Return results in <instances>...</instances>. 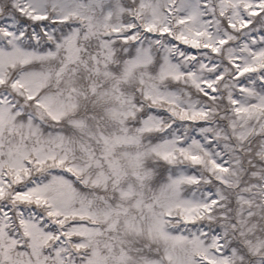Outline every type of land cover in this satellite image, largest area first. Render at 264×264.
Segmentation results:
<instances>
[{"label":"snow or ice","instance_id":"snow-or-ice-1","mask_svg":"<svg viewBox=\"0 0 264 264\" xmlns=\"http://www.w3.org/2000/svg\"><path fill=\"white\" fill-rule=\"evenodd\" d=\"M0 264H264V0H0Z\"/></svg>","mask_w":264,"mask_h":264}]
</instances>
